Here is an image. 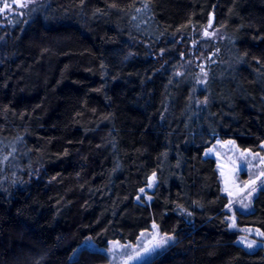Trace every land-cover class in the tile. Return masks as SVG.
I'll return each mask as SVG.
<instances>
[{
  "label": "trees",
  "instance_id": "16d2710c",
  "mask_svg": "<svg viewBox=\"0 0 264 264\" xmlns=\"http://www.w3.org/2000/svg\"><path fill=\"white\" fill-rule=\"evenodd\" d=\"M40 2L0 31V264H106L81 245L151 225L173 240L145 264H264L236 244L204 157L216 140L263 153L264 0ZM209 28L193 93L174 71ZM236 224L264 234V189Z\"/></svg>",
  "mask_w": 264,
  "mask_h": 264
},
{
  "label": "rangeland",
  "instance_id": "374dc122",
  "mask_svg": "<svg viewBox=\"0 0 264 264\" xmlns=\"http://www.w3.org/2000/svg\"><path fill=\"white\" fill-rule=\"evenodd\" d=\"M40 3V0L2 1L0 31L6 26L12 27L20 20L25 22V18L35 14ZM198 36V39H192V51L189 52L191 58L179 56L178 68L174 71L177 79L184 74L192 78L190 81L194 87L193 93L205 86L212 59L211 55L197 54L205 53L209 42L221 39L219 32L214 28L202 31ZM262 147L263 153L258 155L238 149L231 141L216 140L204 152V157L212 158L216 162L221 193L227 198L225 210L228 229L237 234L236 244L248 252L264 249V234L255 228L237 227L236 212H251L256 195L264 189V145ZM154 185L155 176H151L147 187L139 191L137 198L149 201V192ZM172 240V236L160 233L156 226L151 225L150 230L141 232L133 243L110 241L106 249H97L92 242L85 241L81 247L105 253L108 258L106 264H145L160 254Z\"/></svg>",
  "mask_w": 264,
  "mask_h": 264
},
{
  "label": "water",
  "instance_id": "95a60500",
  "mask_svg": "<svg viewBox=\"0 0 264 264\" xmlns=\"http://www.w3.org/2000/svg\"><path fill=\"white\" fill-rule=\"evenodd\" d=\"M212 20H213V15L211 14V15H210V18H209V26L212 25Z\"/></svg>",
  "mask_w": 264,
  "mask_h": 264
},
{
  "label": "snow or ice",
  "instance_id": "6c2138e0",
  "mask_svg": "<svg viewBox=\"0 0 264 264\" xmlns=\"http://www.w3.org/2000/svg\"><path fill=\"white\" fill-rule=\"evenodd\" d=\"M154 227H155V225H154Z\"/></svg>",
  "mask_w": 264,
  "mask_h": 264
}]
</instances>
